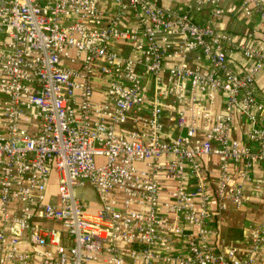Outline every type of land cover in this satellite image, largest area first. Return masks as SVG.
<instances>
[{
    "label": "built area",
    "instance_id": "built-area-1",
    "mask_svg": "<svg viewBox=\"0 0 264 264\" xmlns=\"http://www.w3.org/2000/svg\"><path fill=\"white\" fill-rule=\"evenodd\" d=\"M170 1L0 0V264H264V218L222 238L264 196V41Z\"/></svg>",
    "mask_w": 264,
    "mask_h": 264
},
{
    "label": "crops",
    "instance_id": "crops-1",
    "mask_svg": "<svg viewBox=\"0 0 264 264\" xmlns=\"http://www.w3.org/2000/svg\"><path fill=\"white\" fill-rule=\"evenodd\" d=\"M104 3L109 4V0H104ZM172 5L178 10H184L188 2L182 0L170 1L167 3ZM225 6L228 8V13L219 18L213 17L207 11L204 15L197 17L199 21L211 22L212 26L225 30L232 33L238 40L244 39L249 32L255 30L257 40L253 42L256 46L264 41V22L258 18H253V20L239 19L235 16L238 11V6L234 4V0H226ZM236 68L244 71L245 61L239 55H234L233 57ZM258 93L262 99H264V69L257 77ZM247 126H242L237 132V137H245V130ZM259 177L264 179V173L259 172ZM251 190V187H248ZM248 190L249 201L247 202L245 208L241 211L235 212L231 211V221L222 227V238L224 241L231 244L242 246L240 251V258L246 256L248 246L243 245V240L245 236L250 232V230L257 224V222L264 218V196L253 197V193ZM259 260L264 262V249L259 255Z\"/></svg>",
    "mask_w": 264,
    "mask_h": 264
},
{
    "label": "rangeland",
    "instance_id": "rangeland-1",
    "mask_svg": "<svg viewBox=\"0 0 264 264\" xmlns=\"http://www.w3.org/2000/svg\"><path fill=\"white\" fill-rule=\"evenodd\" d=\"M56 187H57V182H56V178H55V174L53 175L52 177V180H51V184H50V190L52 192H54L56 190ZM81 197H83L85 200H97V197L94 195H92L91 193H89L88 190H80V193Z\"/></svg>",
    "mask_w": 264,
    "mask_h": 264
}]
</instances>
